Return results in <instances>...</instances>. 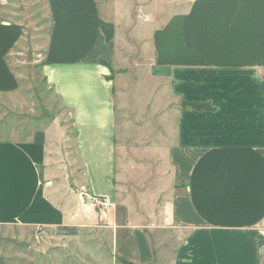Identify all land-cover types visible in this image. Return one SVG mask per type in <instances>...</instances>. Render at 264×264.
Instances as JSON below:
<instances>
[{
    "label": "crops",
    "instance_id": "1",
    "mask_svg": "<svg viewBox=\"0 0 264 264\" xmlns=\"http://www.w3.org/2000/svg\"><path fill=\"white\" fill-rule=\"evenodd\" d=\"M158 2L138 29L150 37V90H162L169 105L163 177L140 193L122 190L117 52L103 0H47L43 74L73 116L77 193L57 183L61 151L52 129L0 140V228H106L116 238L127 231L136 255L129 264H264V0ZM5 3L0 96H13L24 78L11 62L22 30L4 18ZM82 189L113 207L93 205ZM157 225L165 230L158 236ZM173 229L180 239L169 248Z\"/></svg>",
    "mask_w": 264,
    "mask_h": 264
},
{
    "label": "rangeland",
    "instance_id": "2",
    "mask_svg": "<svg viewBox=\"0 0 264 264\" xmlns=\"http://www.w3.org/2000/svg\"><path fill=\"white\" fill-rule=\"evenodd\" d=\"M5 1L4 18L22 30L20 45L11 62L24 78L20 93L0 96V140L52 129L55 144L61 151L57 183L75 196L80 169L74 149L73 116L43 74L51 33L47 0ZM103 2L106 20L110 22L105 25L107 34L117 52L111 72L119 82L116 107L122 190L131 188L132 192L140 193L155 186L165 172L160 150L165 145L164 120L169 105L162 102V90H150L153 82L149 73L153 59L150 37L142 36L138 29L146 24L142 16L155 12L159 2ZM82 191L87 194L83 198L91 202L87 190ZM156 227L153 228L156 236L165 231ZM167 235L170 244H166L175 248L180 237L175 229ZM152 244L159 246L158 239L152 240ZM134 250L135 242L127 231L116 238L106 228L78 229L71 234L58 233L55 229L0 228V257L5 258L6 264H129V259L136 258Z\"/></svg>",
    "mask_w": 264,
    "mask_h": 264
},
{
    "label": "built area",
    "instance_id": "3",
    "mask_svg": "<svg viewBox=\"0 0 264 264\" xmlns=\"http://www.w3.org/2000/svg\"><path fill=\"white\" fill-rule=\"evenodd\" d=\"M85 193L82 192L81 196L83 197ZM87 195V194H85ZM91 198V203L93 205L99 206L102 209H110L111 207H113V203L110 201L109 198L106 197H92L90 195H88ZM260 252L261 254L264 255V244L261 246L260 248Z\"/></svg>",
    "mask_w": 264,
    "mask_h": 264
},
{
    "label": "trees",
    "instance_id": "4",
    "mask_svg": "<svg viewBox=\"0 0 264 264\" xmlns=\"http://www.w3.org/2000/svg\"><path fill=\"white\" fill-rule=\"evenodd\" d=\"M104 29H105V31H106V33H107V29H106V26L104 25ZM107 36H108V34H107ZM108 39H109V36H108ZM110 40V39H109ZM187 106H189V107H192V108H194V109H204V108H207L206 106H203V105H199V104H189V105H187ZM264 244V241H261L260 242V247L262 246Z\"/></svg>",
    "mask_w": 264,
    "mask_h": 264
}]
</instances>
